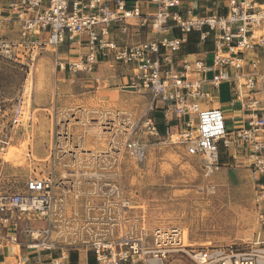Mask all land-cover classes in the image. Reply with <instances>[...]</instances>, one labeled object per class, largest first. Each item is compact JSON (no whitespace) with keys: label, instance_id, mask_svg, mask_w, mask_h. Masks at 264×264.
Masks as SVG:
<instances>
[{"label":"built area","instance_id":"2783aa9c","mask_svg":"<svg viewBox=\"0 0 264 264\" xmlns=\"http://www.w3.org/2000/svg\"><path fill=\"white\" fill-rule=\"evenodd\" d=\"M133 2L127 7L125 0H112V5L108 0H10L0 16V59L30 70L41 50L82 45L76 60L56 66L90 72L98 58L110 59L130 69L131 87L151 95L138 114L116 106L54 110L45 155L37 158L27 145L29 165L42 166L31 168L20 187L1 183L5 159L0 156V247H9L13 255L19 248L32 252L16 253L9 264H69L72 253L84 255L75 264H164L174 252L186 253L196 264H264V236L245 247L208 242L195 248L184 242L183 230L150 229L144 209L136 208L122 184L124 160L143 159L148 139L179 144L186 156L202 162L205 175L218 168L221 152L244 147L254 203L260 207L255 222L264 229V68L259 57L264 54V0H221L224 11L206 15L193 8L180 13V0H148L152 14ZM128 19H137L152 37L117 45L110 27ZM7 23L16 27L15 38L1 34ZM173 28L179 36H169ZM121 30L126 31L124 24ZM192 31L201 43H211V64L185 55L173 68L174 52ZM28 74L8 118L0 105V129L12 133L22 126ZM204 82L214 89L231 83V104L242 111V126L229 128L219 107L200 108L197 99L211 97L201 90ZM155 110L164 121L162 131ZM91 124L97 144L88 145L85 130L75 132L73 126ZM10 139H0L3 155Z\"/></svg>","mask_w":264,"mask_h":264},{"label":"rangeland","instance_id":"374dc122","mask_svg":"<svg viewBox=\"0 0 264 264\" xmlns=\"http://www.w3.org/2000/svg\"><path fill=\"white\" fill-rule=\"evenodd\" d=\"M6 32V37H16L13 27ZM61 46L55 50L49 48L39 51L30 70L0 59V105L7 111L5 118L9 117L10 107L21 94L26 74L29 73L22 126L12 133L7 127L0 129V139L7 140L11 137L8 148L24 144L21 166L12 164L0 153L5 159L1 165V183L4 186L20 187L30 175L31 168L35 165H29L26 160L28 144L33 147L32 152L36 156L45 155L50 140L49 115L54 110L75 105L87 108L116 105L135 109L138 114L142 105L149 102V96L142 90L122 88L124 80L121 79V74L108 75L106 80H101L105 76L100 77L99 82H96L93 73H72L66 69L64 74L58 75L61 78L57 81L56 61L65 60V52ZM206 49L212 50V45L208 43ZM245 56L248 57L249 54ZM210 62L211 59L207 64ZM262 68L264 61L260 65V69ZM211 75L209 72L205 77L209 78ZM208 92L222 103L231 98L229 84L222 85L218 93L213 90ZM197 101L200 108L211 107L207 104L212 102L209 98L199 97ZM237 108L228 106L222 110L229 128L236 124L232 116L238 113ZM156 119L160 123V117ZM73 130H85V144H97L92 124L85 128L75 125ZM146 142L143 159L124 160L122 184L136 208L144 209L150 229L183 230V240L191 242L195 248L210 243L223 245L229 242L245 247L247 243L252 244L258 238H263L264 229L255 222V215L260 207L254 203V184L247 160L225 156L217 169L205 175L202 162L195 157L186 156L179 144L162 142L161 139H148ZM41 166V163L36 162L37 169ZM164 264L196 263L186 253L174 252L167 256Z\"/></svg>","mask_w":264,"mask_h":264},{"label":"crops","instance_id":"0c3cea01","mask_svg":"<svg viewBox=\"0 0 264 264\" xmlns=\"http://www.w3.org/2000/svg\"><path fill=\"white\" fill-rule=\"evenodd\" d=\"M9 1L10 0H0V16L4 15V12L6 11L5 8L7 7V4ZM108 1H109L110 5H112V0H108ZM125 1H126L127 7H132L133 3H134L133 1H135V0H125ZM137 1H139V7H140V10L142 13H148V14L153 13V11H154L153 6H151L148 3V0H137ZM258 1H262V0H258ZM190 8H193L195 10L194 12L199 14V15H206V14L224 11V9L222 8L221 0H180L179 7H177L176 10H178L180 13H185ZM123 24L126 26L125 32H123L121 30V26ZM11 27H13V29L16 30V27L14 26V24H11V23L5 24L4 30L1 32V34H5V32L8 29H11ZM109 31H110V38L112 40H114V42L117 45L135 44V43H139L142 41H146L152 37L151 33L147 29H145L144 27L141 28L138 26V20L137 19H128L124 23H114L113 25H111ZM179 34H180L179 30L176 28H173L170 31L169 36H175L176 37V36H179ZM208 43L211 44L209 41L207 43H201L198 40V33L195 31L190 32L187 36V42L185 44H183V46L181 47L180 50L174 52V54L172 56L173 57L172 67L173 68H179L178 62H180V59L185 55H187V58H189V59L202 58L204 60L205 64H207V61L209 59H211V55H212V50L208 51L206 49V45ZM61 45H59V46H61ZM67 46H69V47H67ZM70 46H72V47H70ZM61 48L65 52L64 56H63L65 58V60L56 61V62H67V61L76 60L84 52V47L82 45L81 46H75V45L65 43L64 45L61 46ZM259 55H260L259 57L261 59V62H263L264 61V54H259ZM210 64H211V62H210ZM210 64H207V65H210ZM55 69H56L55 70L56 80L58 81L61 78L58 75L64 74L66 69L60 70V68L57 66L55 67ZM83 72H85V71H83ZM72 73H74V72H72ZM87 73L95 74V76H96L95 81L96 82H99L100 77L103 78L105 76L104 77L105 79H101V80H106V77L108 75H112V76L114 75L115 76L117 74L118 75L121 74L120 75L121 79L124 80V84L122 85V88H133V87H131V83L133 82V78H132V74L130 72V69L126 66L121 65V64H116V63L112 62L110 59L109 60L106 58L101 59V57L98 58L97 63L94 65L93 70L90 72H87ZM205 74H207V73H205ZM205 74H204V76H205ZM224 84H229V87H230L231 98L229 99V101L222 103L219 100H217L216 98H213L215 96H213V97L211 96L210 99L212 100V102L207 103L211 107H219L221 109V111L224 110L225 107H228V106L235 107L234 105L231 104V101L233 99V92H232V88H231V86H232L231 83L222 82L219 85V87L216 89L212 88L207 82H204L201 86V90H203V92H208L209 90H213L216 93H218V90ZM206 90H208V91H206ZM114 91H117V90H114ZM143 92H145L149 96V98L151 99V95L149 92H147V91H143ZM208 93H210V92H208ZM117 94H118V91H117ZM150 99H149V101H150ZM147 104L142 105V109L139 111V113L145 109ZM199 105H200V103H199ZM237 109H238V113L236 115L232 116L234 118V121L236 122V124L234 127H231V128L240 127L243 125L244 117H242V111L239 108H237ZM133 111H135V109ZM154 118L157 122L156 117H154ZM159 122H160L159 124H161V126L163 127L164 121L162 120L161 116H160ZM157 124H158V122H157ZM170 124L172 126V131H175L177 129L176 123L172 120ZM233 152H236L234 157H232ZM247 154H248V151L246 148L234 147L233 149H231L229 151V153L228 152H221L219 161L221 164L223 162V159L225 156L228 158H234V159L235 158L236 159L237 158L238 159H244V161H246L247 160ZM36 157L42 158L40 156H36ZM247 162H248V160H247ZM35 224L37 226H40V225H42V222H36ZM19 239L22 240L23 237L19 236ZM19 252H22L23 254H26V253H28L30 255L32 254V252H28L23 248L16 249L17 255L19 254ZM16 253H15V255H16ZM15 255L12 254L9 247H0V264L11 263L13 261V259L15 258ZM71 256L76 257L75 262H77V263L84 259V255L82 253H77V254L72 253ZM70 259H71V257H70Z\"/></svg>","mask_w":264,"mask_h":264},{"label":"bare ground","instance_id":"6f19581e","mask_svg":"<svg viewBox=\"0 0 264 264\" xmlns=\"http://www.w3.org/2000/svg\"><path fill=\"white\" fill-rule=\"evenodd\" d=\"M28 91V90H27ZM115 95V94H114ZM28 100V99H27ZM26 146V145H25ZM8 148V147H7ZM24 149V144H20V146H11L7 149L5 156L7 160L14 165L21 166L23 164L22 160V151ZM26 149V147H25ZM24 156V155H23ZM35 157V156H34ZM28 161V160H27ZM185 242V241H184ZM186 243V242H185ZM188 244V243H186ZM196 245V244H195ZM196 247V246H195Z\"/></svg>","mask_w":264,"mask_h":264},{"label":"trees","instance_id":"16d2710c","mask_svg":"<svg viewBox=\"0 0 264 264\" xmlns=\"http://www.w3.org/2000/svg\"><path fill=\"white\" fill-rule=\"evenodd\" d=\"M153 116L157 118L158 116L160 117V114H159V112L157 110H155L153 112ZM158 127H159V130L162 131L163 128H162L161 124L158 123ZM75 259H76L75 256H71V259H70V263L69 264H75L76 263L75 262Z\"/></svg>","mask_w":264,"mask_h":264}]
</instances>
